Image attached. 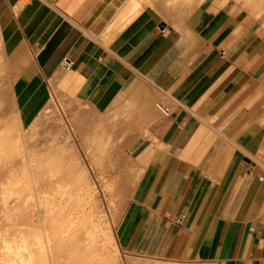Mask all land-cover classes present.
I'll return each instance as SVG.
<instances>
[{"label": "crops", "instance_id": "0c3cea01", "mask_svg": "<svg viewBox=\"0 0 264 264\" xmlns=\"http://www.w3.org/2000/svg\"><path fill=\"white\" fill-rule=\"evenodd\" d=\"M0 9L22 122L65 90L141 170L114 230L120 252L264 264L259 30L232 35L224 13L179 22L162 0H0Z\"/></svg>", "mask_w": 264, "mask_h": 264}, {"label": "rangeland", "instance_id": "374dc122", "mask_svg": "<svg viewBox=\"0 0 264 264\" xmlns=\"http://www.w3.org/2000/svg\"><path fill=\"white\" fill-rule=\"evenodd\" d=\"M164 2L162 0L165 15L172 18L177 16L179 22H191L193 20L196 24L203 18L208 22L215 19L217 14L224 13L226 15L225 25L231 28L232 35L254 28L259 30L264 37V0H200L191 3L193 6L190 9L183 6L185 2L181 1L180 3L183 4L181 8H177L172 13L165 8L166 3ZM218 4L221 6H218ZM0 82L7 99L3 109H0V123L2 121L5 123L3 126V123L1 124L4 129L0 126V137L5 138L8 148L13 151L9 163L5 167L7 171L4 172V175L8 174L9 170L19 179L28 180L27 182L30 180L39 182V188L30 189V192L29 190L24 191V196L30 193L33 194L32 191H34L36 196L56 198V203L62 202L63 204L70 196H73L78 201L75 200L76 202L73 203L76 206L78 204V216H81L82 213L93 212V226H95L93 230L97 228V232L94 231L95 246L98 250L97 264H129L128 262L131 259L146 264H182L170 260L141 256L131 258L120 252L116 244L115 227L136 184L139 182L141 174L136 161L121 145L122 140L119 141L114 136L112 142L110 138L104 137L100 141L101 145H86V141L88 143L98 135V131L93 129L100 124L101 119L92 115L86 107L69 98V93L65 90L58 91L56 89L54 91L50 102L54 106V111L50 112L47 108L31 124H25L22 120L20 123L18 122L19 114L13 99L9 73L4 74L0 78ZM19 125H21V128ZM262 125L264 127V122H262ZM8 126H14L15 130L11 128L14 132ZM6 127L12 135L13 133L18 135L16 139L14 136L15 141L9 138L13 136H9L10 133L7 130V132L5 131ZM93 132L94 136L91 137ZM3 133L9 134L6 135L8 139ZM131 133L133 132L129 131L128 134ZM101 148H104L105 152L101 156L99 155V158L98 152ZM259 156L264 159V148L260 150ZM258 165L260 170L264 172V165ZM55 166H58L59 169H51ZM24 168L27 169L24 170ZM81 171H84L86 175L84 179L90 186L88 190H86L84 181L79 182ZM25 176H28V178ZM18 192L21 193L20 190ZM11 198L10 206L20 205L21 211L17 212L16 215H11L9 220L4 221V219L1 220L2 213L0 209V230L4 233V236L2 234L0 236L2 239L4 237L12 238L18 231L29 232L34 230L35 226L40 225L39 223L43 218L41 208L19 203L20 199L14 201V198H19V194L16 193ZM32 204L34 205V202ZM14 211L15 209L12 212ZM3 229L5 230L3 231ZM110 236L113 237V243L108 240Z\"/></svg>", "mask_w": 264, "mask_h": 264}, {"label": "bare ground", "instance_id": "6f19581e", "mask_svg": "<svg viewBox=\"0 0 264 264\" xmlns=\"http://www.w3.org/2000/svg\"><path fill=\"white\" fill-rule=\"evenodd\" d=\"M181 1H184L185 5L181 4L180 3ZM194 1L198 2L200 0H165V2L163 0V2L166 3L165 8L170 10L171 11L170 13H172V11L176 10L179 7L181 8V5L186 6L189 9L192 8L193 4L191 3H193ZM23 2H26V0H23ZM218 6H221V5L218 4ZM8 62H7L6 54H5L4 47H3V35L0 29V78L4 74L6 75L10 73V70H9L10 67L8 66ZM70 83L71 82H69V84ZM62 86L66 88L67 83L63 84ZM2 89L3 87L1 86V82H0V109H3V105L7 100ZM49 111L50 112L54 111L53 105H50ZM8 121H5V122L7 123ZM18 122L21 123L20 117H19ZM2 123H0V126ZM4 124L5 123H3L2 126ZM19 126L21 128V125ZM8 127L5 128V131L7 130L9 132V129H7ZM13 127L14 126L9 127V128L11 129ZM2 129H4V127H2ZM97 133L98 135L95 136L96 138L93 137L94 136L93 134L91 136L93 137V139L88 143L86 141V145L88 146L101 145L100 141L104 137H108L107 131L105 130H99ZM4 135L7 138L6 135H9V134L6 133ZM9 136H13V137H9L12 139L15 136V139H16V136L18 135H14V133L12 135V133H10ZM4 139L3 137H0V209L2 213L1 220L4 219V221L5 220L7 221L9 220L11 215H16L17 212L21 211L20 205L12 206V207L10 206V203L12 202L10 201V199H12L11 197L15 195L16 193L19 194V198H14V201L20 199L19 203L26 204V205L28 204L32 205L34 208H38V207L41 208L42 209L41 214L43 218L41 220V223H39L40 225L35 226L34 230L32 231H29V232L18 231L17 233L13 235L12 238L4 237L2 239L0 237V239H2V241H0V244H1L0 245V264H97L96 261L98 257V252H97L98 250H97V247L95 246L96 240L94 241V235H95L94 231L97 232L96 230L97 228L93 230L94 229L93 227H95L93 226L94 224L93 212L86 213V214L82 213L81 216H78L79 215V214L77 215L78 204L77 206L76 204H73L74 201L76 200L73 198V196H70L66 200L67 203L65 202V204H63L62 202L56 203L55 201L56 198H49V196L48 197H44V196L40 197V195L36 196L34 191H32L33 194L30 193L31 195L28 194L24 196V191L29 190L30 192V189L33 190L37 188L39 186V182L35 180H30L29 182H27L28 180L24 181L22 179L15 177L9 170H8V174L4 175V172L7 171L5 167L9 163L10 155L13 152L10 148H8V144L5 142ZM20 142L24 143V141H21V140ZM104 152H105L104 148H101L100 152H98L99 153L98 156L99 155L101 156V154ZM26 169L27 168H24V170ZM51 169L58 170L59 167L55 166ZM85 176L86 175L84 171H81V174L79 176V179L81 180H79V182L82 183L84 181L86 190H88L90 186L88 185V182H86V180L84 179ZM25 177L28 178V176H25ZM18 190H20L21 193H19ZM33 202H34V205L32 204ZM28 207H31V206H28ZM13 209H15L14 212H12ZM13 229L15 228L13 227ZM4 230L5 229H3V231ZM11 230H12V227H11ZM1 234L4 236V233L2 232V230H0V236ZM108 240L112 242L113 237L110 236ZM128 263L129 264H146V263L136 261L135 259L134 260L131 259Z\"/></svg>", "mask_w": 264, "mask_h": 264}, {"label": "built area", "instance_id": "2783aa9c", "mask_svg": "<svg viewBox=\"0 0 264 264\" xmlns=\"http://www.w3.org/2000/svg\"><path fill=\"white\" fill-rule=\"evenodd\" d=\"M26 1H27V0H26ZM64 66H65V68H67V69H68V68H69V63H68V62H66Z\"/></svg>", "mask_w": 264, "mask_h": 264}]
</instances>
